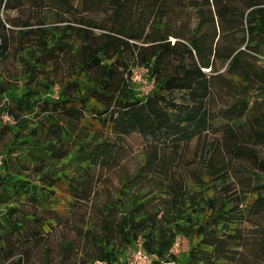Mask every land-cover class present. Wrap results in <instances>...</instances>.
<instances>
[{"label":"trees","instance_id":"16d2710c","mask_svg":"<svg viewBox=\"0 0 264 264\" xmlns=\"http://www.w3.org/2000/svg\"><path fill=\"white\" fill-rule=\"evenodd\" d=\"M11 60L0 264H264V0H0Z\"/></svg>","mask_w":264,"mask_h":264},{"label":"rangeland","instance_id":"374dc122","mask_svg":"<svg viewBox=\"0 0 264 264\" xmlns=\"http://www.w3.org/2000/svg\"><path fill=\"white\" fill-rule=\"evenodd\" d=\"M10 13L13 15L14 12L10 11ZM87 16H89L92 20H96L99 21L100 19H104L105 18V14L104 13H100V12H88ZM96 32H98L99 30L96 29ZM12 61V60H11ZM8 61V62H2L0 64V74L6 77V80L10 81L11 77L9 76V72H14L17 68H18V64H15L14 61ZM143 72H141V70H137V74H139V80H133V85H134V89L138 92V94H142V92L144 93V91H146L147 87L150 86L149 81L146 79V77L142 74ZM12 93V90L10 91ZM57 89L54 88V92L51 91L48 95L53 96V97H57ZM17 94V93H16ZM2 100H6V98L4 97ZM124 144L127 148V158L126 160H124V164L126 168H130L132 166H134V164L138 163L141 159H142V151H143V140L141 138V136L136 133V132H132L129 135H126L124 137ZM195 148V142H192L191 145V150H194ZM107 178L109 179V183L108 184V189L111 190L112 188H114V186L117 184V178L114 174H107ZM113 183V184H110ZM62 195L63 200V207H64V202L65 199H68V196L62 192H60ZM72 221H73V225L74 224H79L82 225V223L77 221V217H71ZM255 221H250L249 223L246 222L244 225V229L246 231L247 234L252 235L255 234L254 229L255 228ZM188 243L186 241L185 238H178L177 242L174 245L173 250L175 252H179V251H184L187 249Z\"/></svg>","mask_w":264,"mask_h":264},{"label":"built area","instance_id":"2783aa9c","mask_svg":"<svg viewBox=\"0 0 264 264\" xmlns=\"http://www.w3.org/2000/svg\"><path fill=\"white\" fill-rule=\"evenodd\" d=\"M139 74H137V70L133 72V80H139ZM149 87V86H148ZM147 87V89H148ZM146 89V90H147ZM5 120L11 121V118L5 114L3 115ZM1 156H0V165H1ZM153 255H150L141 245L140 242L136 243L134 248L130 249L128 254V259L125 264H155L153 263ZM159 264H173V262H163Z\"/></svg>","mask_w":264,"mask_h":264}]
</instances>
